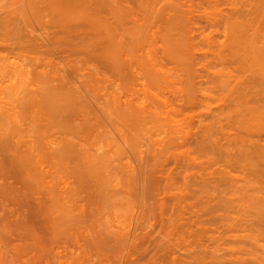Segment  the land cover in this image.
<instances>
[{
  "label": "rangeland",
  "instance_id": "1",
  "mask_svg": "<svg viewBox=\"0 0 264 264\" xmlns=\"http://www.w3.org/2000/svg\"><path fill=\"white\" fill-rule=\"evenodd\" d=\"M249 1L253 0H0V107L8 106L11 96L27 94L38 99L31 102L34 108L49 115L57 112L58 117L69 115L62 117L69 120L85 112L79 107L87 105H78L75 96H82L81 90L89 96V85L96 99L89 96L94 101L87 103L101 100L99 108L104 109L94 104L96 113H102L97 118L91 110L95 121L87 124L98 120L102 127L97 123L94 128L101 127V133L94 132L87 141L102 152L109 165L106 171L112 170L106 173V183L114 188L110 197L121 205L115 212L127 216L130 207L146 208L144 220L135 221L139 229L138 223L130 229L127 222L129 231L136 226L137 233L130 231L113 250L82 253L77 264H264L263 160L249 168L264 148V110L256 102L260 98L254 99L264 95V52L248 45L256 33V40L264 42V0L253 1L257 7ZM234 21L247 33L234 32ZM71 93L70 103L66 95ZM242 96L244 101L238 99ZM58 98H65V103ZM246 99L260 111L250 110ZM52 120L55 125L70 124ZM127 141L134 142L128 146ZM123 254L125 260L118 261Z\"/></svg>",
  "mask_w": 264,
  "mask_h": 264
},
{
  "label": "bare ground",
  "instance_id": "2",
  "mask_svg": "<svg viewBox=\"0 0 264 264\" xmlns=\"http://www.w3.org/2000/svg\"><path fill=\"white\" fill-rule=\"evenodd\" d=\"M253 1H255V0H253ZM262 1L263 0H261V3H263ZM252 2H250V4ZM253 4L254 3H252V5ZM253 6L257 7L256 4ZM262 6L264 7V3H263V5L262 4L260 5V8ZM263 7H262L261 11L264 9ZM258 8H259V6H258ZM260 8H259V10H260ZM252 9H253V7H251V10ZM255 10H258V9H255ZM154 17H156V16H154ZM261 21H263V20H261ZM234 22H236V21H234ZM238 23L236 26L238 29L234 28L235 29L234 32L238 30V33H239L240 32L239 29H241V31H243L244 33H247V32H245L246 29H244V25L242 26L241 23L238 25ZM246 26H248V25H246ZM232 27H234V26H232ZM258 28L255 29L256 32H257ZM234 32H233V34H234ZM250 33L253 35L254 31L250 32ZM240 34H242V33H240ZM251 34H249V35H251ZM256 34L258 35V33H256ZM256 36L255 37L253 36L255 40H256ZM245 39H246V37H245ZM252 39L249 40L248 45L251 46L252 49L256 48V49H259L261 52H264L263 40L259 41V42H262L261 43L262 45L259 46L260 43L258 42V40H256V41L259 44H256L257 42L254 41V39L253 40ZM236 42L237 41H235L234 43H236ZM241 42L243 43L244 39H243V41H240V43ZM237 44H239V41ZM236 46H238V45H236ZM242 48H245V47L242 46ZM259 54L261 55L262 53H259ZM262 55H264V53ZM121 64H122V62H121ZM123 65L125 66V64H123ZM118 66H117V68H118ZM144 70H146V69H144ZM151 70H153V69H151ZM121 71H122V69H121ZM119 73H120V71H119ZM146 73H148V71ZM115 74H118V73H115ZM149 75H150V73H149ZM124 78H126V76ZM146 79H147V77H146ZM150 82H152V81H150ZM144 84H146V83H144ZM80 86H81V84H80ZM85 86H84V89H86ZM87 89L90 90L89 85H88ZM89 90H87V91L89 93V96H91ZM72 91H73V89H72ZM83 91L81 90V92H79V94L82 96L79 97L78 94H77V97L75 96V98H76L75 100H77L76 102L80 106H82V105L88 106L89 105L88 103H90V101L92 103L94 101L93 99L95 97H92L93 96L92 95L91 98H93V99H91L85 93L86 91L84 92L86 95L84 93H82ZM45 92L46 91H42V93L44 95H45ZM40 93H41V91H40ZM72 93L69 95H66L68 100L73 99L74 96L72 97ZM247 93H248V91H247ZM247 93L244 96V92H243V96L245 98H246ZM251 94H250V96H251ZM26 95L21 94V95L11 96V97H9L11 99L9 100V102H7V104H9V105L0 107V264H77L76 262H77L78 256L81 255L82 253H85L86 251H88L91 254H95V253L100 252V251L105 252V251L113 250V248L115 246H117V244L122 239H126V238L128 239L130 231H131V230L129 231V229H128L129 226L131 229L132 224L136 225L138 222L141 223V220L139 221V219L141 217H142V219H143V217H146V214H145L146 211L144 210V208H145L144 205L141 206L142 204H136L137 206L143 207L144 213H143V210L141 208H139V209L137 208V210L135 211L134 210V209H136L135 207H130L132 211L130 210V208L128 210H130V212H134V213H131L132 214L131 218L129 217L130 215H128V213L130 214L129 211H127V216L125 214H122V213L121 214L123 216H121L120 213L117 214V212L119 211L118 209H121L120 208L121 205H120V203L116 205L115 204L116 201L112 199L113 197H110V196H113L115 194V193L113 194L114 188L112 190L111 186H109V184L107 185V183H106V181H108L109 179L106 180V178L108 176L106 173L108 171H106L105 166H109V165L104 164V162L106 163V161H104L105 159L104 160L102 159V156H103L102 152H99L98 148H95L96 147L95 144L92 145L93 141L91 144L88 143V141H87V140H89L88 136L93 134L94 132H95V135H98L100 132L99 130L102 127L100 125L102 123L101 122L98 123L97 122L98 120L96 121V123L95 122L94 123H95V125L98 123L97 126L100 125L101 126V127H99L100 129L94 128V126H95L94 124H92V125L87 124V122L90 120L95 121V120H93L95 118L94 116H97V118L99 117V115H96V114L102 113V112L96 113L97 109L103 108L102 106L99 108L100 103L102 105V101L100 100V98H98V100H100L99 101L100 103L97 101L99 104H97V102H96V103L91 104L92 106L89 105V108H92L89 110H88L87 106L79 107V111L83 110V108H86L84 110L85 112L84 113H82L83 111L81 113L79 112L80 115L77 113L76 117H74L72 119L69 118V120L68 119L66 120L64 118H66V116L69 117V115H66L65 117L62 116V117H64V118H62V117H58L57 112H55L56 115H54L52 112L49 115V113L47 111L43 110L42 108L41 109L40 108L38 109V107L34 108L33 107L34 105L31 103L34 99L33 95H32L33 99L29 98L31 96H29V95L26 96ZM37 95H39L38 98L40 97V95L42 96V94H39V92ZM258 95L259 96H257V93H256L255 96H257V97L254 96L255 97L254 99H256L258 97L260 98V99L258 98L259 100H256V102H259L258 106H259V108H261L260 110H262V108L264 110V95H261V96H260V94H258ZM243 96L238 98V99H241V98L243 99ZM34 97L37 98L36 95H34ZM42 98H43V96H42ZM60 98H58V99L60 100ZM103 98H102V100H103ZM115 98H117V97H115ZM29 99H31V101ZM64 99L62 98L60 101L63 100V102H64ZM37 100L38 99H34V102H36ZM40 100H42V99H40ZM70 100H69V102H70ZM117 100H116V102H117ZM244 100L245 99H243V101ZM251 100H253V98H251ZM39 102L41 103V101H39ZM39 102H38V104H39ZM76 102H74V103H76ZM256 102L254 103L255 105H256ZM30 103L32 106H30ZM57 103L55 102L56 105H57ZM246 103H248V100ZM246 103H244V104H246ZM94 104H95V106L98 105L97 109L93 108ZM120 104H121V102H120ZM240 104H243V102L242 103L240 102ZM248 104L250 105L251 103H248ZM249 105H247V106L250 109V106H252V105H250V106ZM63 106H64V104H63ZM242 106L243 105H241V107ZM258 106L257 105L255 106L256 109L254 108V106H252L250 110H252L254 108V110H258V112H259L260 110L257 108ZM31 107H33V108H31ZM60 107H62V103H61ZM112 107H114V106H112ZM80 108H81V110H80ZM117 108H119V107H117ZM129 108H127V109L129 110ZM95 109H96V111H95ZM103 109H101V111ZM113 109H115V108H113ZM113 109H112V112H113ZM119 109H117L116 112L119 111ZM91 110L94 111L93 112V113H95L94 116H92L93 114H92ZM130 110H129V112H130ZM55 111H57V109ZM116 112H114V113H116ZM124 112L126 113V111H124ZM120 113H121V111H120ZM251 113L253 114V112H251ZM261 113L264 114V112H261ZM120 115L122 116V113ZM70 117H71V114H70ZM251 117H255V116L251 115ZM52 118L53 119L56 118V121L58 120L59 122L60 121L61 122L69 121L67 123H70L72 125H71V127H69L70 124L68 126H65L62 124L61 125H55ZM123 118H125V117L123 116ZM126 118H128V117H126ZM133 119L136 120V118H133ZM70 120H72V121H70ZM126 121H129V120H125L124 122H126ZM72 122H74V123H72ZM130 122H131V120H130ZM74 124H75V126H74ZM131 124H133V123H131ZM114 125H116V124H114ZM117 125L119 126L118 123H117ZM127 125H125V126L123 125V127H126ZM97 126H95V127H97ZM134 126H136V124ZM251 127L252 126H250L249 128H251ZM129 128L133 129V127H131V125ZM129 128H128V131L130 130ZM120 129H121V127H120ZM262 129H263V127H262ZM124 130H126V129L124 128ZM259 130H261V129H259ZM96 131L98 134L96 133ZM131 131H129V132H131ZM136 131H137V129H136ZM244 131H245V129H244ZM261 131H262V133H264V130H261ZM134 133H135V131L133 133H130V134L134 135ZM250 133H251V131H250ZM252 134H254V133H252ZM259 134H260V131H259ZM89 137H91V136H89ZM248 137H250V136H248ZM239 138H240V136H239ZM245 138H247V137H245ZM236 139H238V138H236ZM242 139L244 140V138H240L239 140H242ZM249 139L253 140L251 137ZM262 139H264V137L261 138V140ZM123 140H124V138H123ZM232 140H233V138H232ZM251 140L249 142L250 145L253 142V141L251 142ZM256 140H258V139H256ZM131 142L132 141H130V142L127 141L126 144L129 146L128 143L131 144ZM229 142H230V140H229ZM236 142H237V140H236ZM137 143H136V145H137ZM258 143H261V142H258ZM229 144H231V142ZM133 145L135 146V144H133ZM244 145H245V143H244ZM241 146L243 147V145H241ZM240 147H238V148H240ZM244 147H246V146H244ZM257 147H259V146H257ZM263 147H264V145H263ZM125 148H126V145H125ZM125 148L123 147V149L121 151H124ZM231 148H233V147H231ZM245 149L247 150V148H245ZM249 150H251V148H248V151ZM259 150H257V153L259 151L260 155L257 154L258 157H256L255 155L253 156V158H255V157L259 158L257 160V162L255 163L256 165H253V164H251L250 166L248 165L249 168L257 166V164L259 162L262 163V160H263V164H264V148H260ZM248 151H245V152L248 153ZM125 152H126V149H125ZM127 153L128 152H126V154ZM223 153H225V152H223ZM233 153L235 154V152H233ZM249 154H251V151ZM249 154H247L248 157L250 156ZM253 154H256V149H255V151H253L252 155ZM228 155H229V153H228ZM232 157L229 159L233 160ZM241 157H242V155H241ZM248 157H246V160L250 161L251 159ZM221 159H222V157H221ZM260 159H261V161H260ZM235 160H236V158L234 159V162H235ZM239 160H241V159H239ZM239 160H237V162ZM255 161L256 160H254V162ZM110 162H111V159H110ZM230 163H231V161H230ZM234 164L237 165L239 163H234ZM241 164L242 163L240 162L239 165H241ZM231 165H233V164H231ZM235 167H233V169ZM237 167H239V166H237ZM106 168L108 169L109 167H106ZM256 168L255 169L251 168V170L248 169L251 171L250 174H254V173H252L253 169L256 170L255 172H257V170L259 171V167H256ZM239 169L241 171V168H239ZM231 170H232V168H231ZM236 170H237V168H236ZM110 171L112 172V170H109V172H108L109 175H110ZM237 171L239 172V170H237ZM230 175H232V174H230ZM237 175H241V173L237 174ZM248 176H250V175H248ZM234 177H235V175H234ZM259 177L261 178L260 175H259ZM233 178H231V179L229 178V179L232 180ZM235 178H237V177H235ZM240 178H242V177H240ZM259 180H261V179H259ZM106 185L109 187H106ZM252 186H253V184H252ZM256 187H254V189ZM107 188H110L111 190L108 191L109 189H107ZM248 188H250V187H248ZM247 192H248V189H247ZM111 193H112V195H110ZM233 193H234V191H233ZM220 194L221 193H219V195ZM215 195H217L216 192H215ZM228 195H230V194L228 193ZM246 195H248V194H246ZM230 197H233V195ZM261 197H263V194ZM261 197H260V201H261ZM233 198H236V197H233ZM209 199H211V198H209ZM244 201H245V199H244ZM258 201H259V199H258ZM233 203H235V202H233ZM241 204H242V202H241ZM119 205H120V207L116 209V207ZM235 205H236V203H235ZM197 206L198 205H196V207ZM190 207H191V205H190ZM222 207H223V205H222ZM239 208H241V207H239ZM228 210H229V208H228ZM261 210H262V207H261ZM115 211H117V212H115ZM253 213H255V212H253ZM143 214H145V215L143 216ZM215 214L218 216V213H215ZM220 214H222V213H220ZM243 215H244V213H243ZM261 215L263 216V214H261ZM125 217H126V219H127V217L130 218V221H129V219L126 221ZM238 218H239V216H238ZM253 218H255V216ZM123 220L126 221V223ZM136 220L138 222L135 223ZM122 221L124 224H122ZM213 221H215V220H213ZM259 221H260V219H259ZM127 222H130V224L128 223L129 224L128 225ZM139 223L137 225L138 229H139ZM226 223H228V222H226ZM233 223H235V220ZM242 223H244V222H242ZM250 223H253V221L252 222L250 221ZM262 223H264V222H262ZM124 225H126V226H124ZM127 225H128V228H127ZM217 226H219V225H217ZM230 226H231V223H230ZM134 228H136V230L134 231V229H133V231L137 233V227L134 226ZM216 228L217 227H215V229H213V230H216ZM234 228H236V227H234ZM134 232L131 231V233L133 235H134ZM263 232H264V230H263ZM236 235H237V233H236ZM260 238H262V236ZM255 239H256V237H255ZM68 244H73L72 246H74V249L68 250ZM226 248H228V247H226ZM79 249L81 252H79ZM258 250H259V248H258ZM206 251H205V253H206ZM125 254L121 255L119 257L118 261L123 262L126 258ZM203 255H204V253H203ZM206 256H208V255H206ZM196 257H198V256H196ZM236 257L237 256H235V258ZM231 258H233V257H231ZM231 258H229V259H231ZM218 259H219V257H218ZM240 259H241V257H240ZM256 259H257V257H256ZM201 261L202 260H200V262ZM212 261H213V259H212Z\"/></svg>",
  "mask_w": 264,
  "mask_h": 264
}]
</instances>
